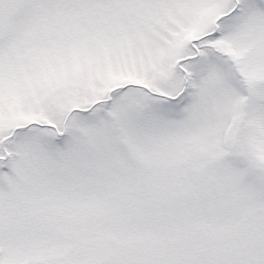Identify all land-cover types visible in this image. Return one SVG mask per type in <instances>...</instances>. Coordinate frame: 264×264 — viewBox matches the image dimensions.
I'll return each instance as SVG.
<instances>
[{
    "label": "snow or ice",
    "instance_id": "6c2138e0",
    "mask_svg": "<svg viewBox=\"0 0 264 264\" xmlns=\"http://www.w3.org/2000/svg\"><path fill=\"white\" fill-rule=\"evenodd\" d=\"M0 264H264V0H0Z\"/></svg>",
    "mask_w": 264,
    "mask_h": 264
}]
</instances>
